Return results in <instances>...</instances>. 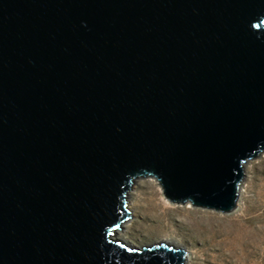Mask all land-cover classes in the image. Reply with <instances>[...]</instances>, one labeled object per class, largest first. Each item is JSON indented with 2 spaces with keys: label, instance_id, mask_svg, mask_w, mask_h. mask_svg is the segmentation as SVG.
<instances>
[{
  "label": "water",
  "instance_id": "water-1",
  "mask_svg": "<svg viewBox=\"0 0 264 264\" xmlns=\"http://www.w3.org/2000/svg\"><path fill=\"white\" fill-rule=\"evenodd\" d=\"M263 152L264 0H0V264H183L132 182L229 214Z\"/></svg>",
  "mask_w": 264,
  "mask_h": 264
},
{
  "label": "rangeland",
  "instance_id": "rangeland-1",
  "mask_svg": "<svg viewBox=\"0 0 264 264\" xmlns=\"http://www.w3.org/2000/svg\"><path fill=\"white\" fill-rule=\"evenodd\" d=\"M243 171L229 214L171 203L155 178L135 179L125 199L129 222L115 238L136 248L164 243L183 249V264H264V152Z\"/></svg>",
  "mask_w": 264,
  "mask_h": 264
},
{
  "label": "bare ground",
  "instance_id": "bare-ground-1",
  "mask_svg": "<svg viewBox=\"0 0 264 264\" xmlns=\"http://www.w3.org/2000/svg\"><path fill=\"white\" fill-rule=\"evenodd\" d=\"M127 194H128V193H127ZM128 196H129V195H128ZM126 197H127V196H126ZM126 199H127V198H126ZM127 209H128V207H127ZM128 210H129V209H128ZM128 222H129V221H128ZM128 222L125 221L124 223H122L121 226H120V228H121L123 225H126V223H128ZM118 230H119V229H118ZM118 230H117V231H118ZM117 231H116V233L113 235V238L118 240V238H115L116 235H117V236L119 235V232H117ZM119 240H120V239H119ZM126 245H127V244H126ZM182 250H183V249H182ZM186 258H188V257H186ZM186 260H187V259H185V261H186ZM187 261H188V260H187Z\"/></svg>",
  "mask_w": 264,
  "mask_h": 264
}]
</instances>
